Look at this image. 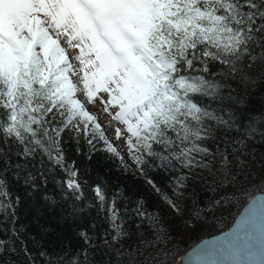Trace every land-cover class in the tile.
<instances>
[{
  "label": "snow or ice",
  "instance_id": "1",
  "mask_svg": "<svg viewBox=\"0 0 264 264\" xmlns=\"http://www.w3.org/2000/svg\"><path fill=\"white\" fill-rule=\"evenodd\" d=\"M253 88L264 0H0V264H127L133 229L155 217L125 186L90 182L96 160L134 171L174 211L155 177L183 195L207 175L206 217L264 184ZM58 229L66 245L52 244ZM153 240V264H167L171 232ZM193 255L264 264V210Z\"/></svg>",
  "mask_w": 264,
  "mask_h": 264
},
{
  "label": "trees",
  "instance_id": "2",
  "mask_svg": "<svg viewBox=\"0 0 264 264\" xmlns=\"http://www.w3.org/2000/svg\"><path fill=\"white\" fill-rule=\"evenodd\" d=\"M248 100L249 107L253 110H264V90L251 89ZM254 160L253 167L258 173L261 168L259 153L254 156ZM155 178L162 192L175 200L179 211L170 209L161 194L148 186L138 174H134V171L124 172L118 166V162L105 165L103 161L96 160L92 166L90 182L106 179L109 184L119 183L125 186L133 196L137 194L143 196L147 212L155 217V220L145 219L138 230L133 229L125 250L128 257L127 264H153V235L160 231L171 232L173 243L169 246L166 260L167 264H177L178 260L201 240L228 230L248 201L253 196L264 193V184L241 185L240 190L234 196L228 197L229 203H226L223 209L206 217L203 210L217 195L215 186L207 175L190 177L186 182L183 195H174V190L168 182L160 177ZM50 240L53 245H66L71 241V236L67 231L58 229Z\"/></svg>",
  "mask_w": 264,
  "mask_h": 264
},
{
  "label": "water",
  "instance_id": "3",
  "mask_svg": "<svg viewBox=\"0 0 264 264\" xmlns=\"http://www.w3.org/2000/svg\"><path fill=\"white\" fill-rule=\"evenodd\" d=\"M250 210L254 211L259 216L260 211L264 210V193L258 194L253 196L246 206L242 209L238 217L236 218L235 222L232 224V226L226 230L225 232H222L216 236L207 238L196 244L190 251H188L185 255H183L179 261L178 264H212L214 257L209 255L206 257V259H200L193 255V253L202 247L207 246L209 249L218 246L220 243H222L223 238L229 234L233 233L234 229L237 228V225L241 223L242 219L245 217L246 213H249ZM243 231V228L241 229V233Z\"/></svg>",
  "mask_w": 264,
  "mask_h": 264
},
{
  "label": "rangeland",
  "instance_id": "4",
  "mask_svg": "<svg viewBox=\"0 0 264 264\" xmlns=\"http://www.w3.org/2000/svg\"><path fill=\"white\" fill-rule=\"evenodd\" d=\"M106 119H107V118H106V116H105L104 114H101V115H100V122H101L102 124H106ZM116 143H117V146L119 147V142H116ZM125 159L127 160V157H125ZM127 162H128L129 164L132 163L130 160H128ZM134 167H135V166L133 165V168H134ZM170 209H172V208L170 207ZM172 210H173V209H172ZM176 216L179 217L177 213H176Z\"/></svg>",
  "mask_w": 264,
  "mask_h": 264
}]
</instances>
